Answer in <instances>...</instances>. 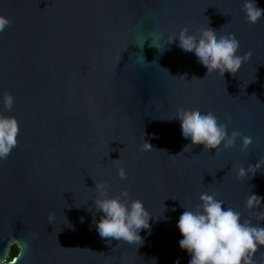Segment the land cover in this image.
Wrapping results in <instances>:
<instances>
[{
	"label": "water",
	"instance_id": "obj_1",
	"mask_svg": "<svg viewBox=\"0 0 264 264\" xmlns=\"http://www.w3.org/2000/svg\"><path fill=\"white\" fill-rule=\"evenodd\" d=\"M243 5L0 0L10 21L0 31V114L18 123L17 144L0 158V264H188L176 224L203 192L264 226V200L246 205L251 194L264 197V18L250 25ZM207 26L234 35L240 55L252 52L235 76H207L194 54L168 44L181 29ZM178 109L211 112L252 143L185 149ZM95 183L143 201L153 217L143 246L99 236ZM13 245L20 252L11 261ZM253 261L264 264V246Z\"/></svg>",
	"mask_w": 264,
	"mask_h": 264
},
{
	"label": "clouds",
	"instance_id": "obj_2",
	"mask_svg": "<svg viewBox=\"0 0 264 264\" xmlns=\"http://www.w3.org/2000/svg\"><path fill=\"white\" fill-rule=\"evenodd\" d=\"M242 11L250 25H255L264 18V9L257 6L256 0H244ZM9 23L7 18L0 16V31ZM216 33L208 26L197 33H190L184 28L168 44L178 41L177 46L182 51L194 54L207 76L212 73H218L223 77L225 73L235 76L242 63L251 57L252 52L240 55V44L234 35L218 37ZM3 103L4 107L11 111L14 98L11 94H5ZM172 119L177 120L180 125L181 136L186 144L185 149L202 145L204 151L216 152L221 147L225 149L234 147L237 139L240 140L243 149L252 143L250 137L238 131L234 130L229 134L227 125L219 123L211 112L178 109ZM17 136L16 119L0 114V158H6L15 147ZM152 147L149 142L144 146L145 150ZM260 163L258 161L255 166L250 164L247 169L241 167L239 176H245L251 168L259 167ZM118 175L125 179V170L118 169ZM95 189L97 191V197L93 200L95 211L101 215L99 220L94 219V224L99 236L106 239L109 244L111 240L108 238H112L126 243L138 242L143 246L144 238L140 232L147 230V234H151L150 220L153 218L143 201L131 199L126 190L119 195L109 196V186L106 183H95ZM262 200L264 197L251 194L246 205L252 208ZM200 201L197 210L184 208L176 224L182 237L178 241L179 247L190 257L188 264H254L253 254L258 246H264V226L257 227L242 221L239 212L226 207L223 201L208 192L201 193ZM175 264H180V261H175Z\"/></svg>",
	"mask_w": 264,
	"mask_h": 264
},
{
	"label": "trees",
	"instance_id": "obj_3",
	"mask_svg": "<svg viewBox=\"0 0 264 264\" xmlns=\"http://www.w3.org/2000/svg\"><path fill=\"white\" fill-rule=\"evenodd\" d=\"M18 253H19V248L17 246H15L14 253L11 255V258L14 259ZM12 259H11V261H12Z\"/></svg>",
	"mask_w": 264,
	"mask_h": 264
},
{
	"label": "rangeland",
	"instance_id": "obj_4",
	"mask_svg": "<svg viewBox=\"0 0 264 264\" xmlns=\"http://www.w3.org/2000/svg\"><path fill=\"white\" fill-rule=\"evenodd\" d=\"M14 248H15V246L12 247L11 252H10V256L14 253Z\"/></svg>",
	"mask_w": 264,
	"mask_h": 264
},
{
	"label": "flooded vegetation",
	"instance_id": "obj_5",
	"mask_svg": "<svg viewBox=\"0 0 264 264\" xmlns=\"http://www.w3.org/2000/svg\"><path fill=\"white\" fill-rule=\"evenodd\" d=\"M13 246H16V245H13ZM19 252H20V249H19ZM19 254V253H18ZM18 254H17V256H18ZM12 259V258H11ZM13 260V259H12Z\"/></svg>",
	"mask_w": 264,
	"mask_h": 264
},
{
	"label": "snow or ice",
	"instance_id": "obj_6",
	"mask_svg": "<svg viewBox=\"0 0 264 264\" xmlns=\"http://www.w3.org/2000/svg\"><path fill=\"white\" fill-rule=\"evenodd\" d=\"M14 264H15V262H14Z\"/></svg>",
	"mask_w": 264,
	"mask_h": 264
}]
</instances>
